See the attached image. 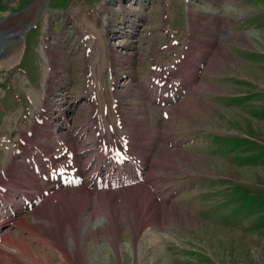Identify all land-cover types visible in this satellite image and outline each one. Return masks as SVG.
<instances>
[{
  "label": "rangeland",
  "instance_id": "374dc122",
  "mask_svg": "<svg viewBox=\"0 0 264 264\" xmlns=\"http://www.w3.org/2000/svg\"><path fill=\"white\" fill-rule=\"evenodd\" d=\"M0 31L19 33V45L10 48L16 58L0 59V130L14 132V148L23 146L26 155L31 143L37 164L45 153L58 164L70 163L64 157L72 152H79L76 163L115 161L96 145L105 116L117 136L129 129L144 141L148 115L150 131L171 138L154 167L143 169L146 181L134 183L150 198L127 189L133 183L44 196L19 220L23 229L8 230L10 246L27 257L22 264H264V0H0ZM185 46L193 50L169 68L171 75L176 67L195 69V58L204 64L171 102L173 113L164 115L161 103L145 112V102L127 90L118 96L121 107L113 105L109 85H133L135 93L150 84L153 65L157 74V64L175 63ZM47 83L95 92L82 98L66 133L36 121ZM97 220V231L82 237ZM0 264L20 263L0 256Z\"/></svg>",
  "mask_w": 264,
  "mask_h": 264
},
{
  "label": "bare ground",
  "instance_id": "6f19581e",
  "mask_svg": "<svg viewBox=\"0 0 264 264\" xmlns=\"http://www.w3.org/2000/svg\"><path fill=\"white\" fill-rule=\"evenodd\" d=\"M19 45V33H17V32H7V31H0V59H4L3 57H5V56H7V55H10V56H12V58L10 59L11 61L14 59V58H16V54H15V52H14V49L13 50H10V48H11V46L12 47H17ZM12 49V48H11ZM188 57V56H187ZM186 57V58H187ZM190 57H192V54L190 55ZM186 58L184 59V60H186ZM184 60H180V61H182L180 64H179V67L178 68H180L181 67V65H182V68L184 69V65H187V64H189V63H191V62H193V59L192 60H190V62H184ZM195 64H194V68L195 69H192L191 71H188V69H186V71H185V69L184 70H182V69H177V67H176V70L174 71V70H172L173 71V76H175L177 73H179V72H181V74H183L184 76H183V80L182 81H179V82H174V81H172V82H170V83H168V80H167V78L165 79V78H162V76H163V74H162V72H163V65L161 64V65H159V64H157V74H156V76L154 77V79H153V81L155 82V85H170V93L168 94V97H167V99H172V98H174V97H176L178 94H179V92L181 91V89H180V87L178 86V85H187V84H189V83H192L193 82V80H196L197 79V76L195 75V74H197L199 71H200V67L203 65V63H204V57H201V58H195ZM173 67V66H172ZM194 70L196 71V73H194ZM187 81H188V83H187ZM187 83V84H186ZM160 97L159 96H157V95H153L152 97H151V99H153V100H157V99H159ZM93 109V108H92ZM24 140H26V138L24 137L23 138V141ZM126 140V139H125ZM28 141V140H27ZM30 141V140H29ZM37 145V144H36ZM122 147V146H121ZM48 151V150H47ZM46 151V152H47ZM44 152V151H43ZM40 154V153H39ZM43 154V153H42ZM44 155H47V153H45ZM163 155V154H162ZM38 156V155H37ZM40 156V155H39ZM41 158V157H40ZM39 159V158H38ZM41 160V159H40ZM98 161V160H97ZM37 162V161H36ZM39 162V161H38ZM103 162H104V160H103ZM140 175L139 176H135L134 178H133V181H143L144 180V178H142L141 177V172H143V170L141 171V170H138L137 171ZM144 173V172H143ZM9 176V175H8ZM151 178V177H150ZM35 179H36V177H35ZM127 179V177L126 178H124V179H122V180H118L117 178L115 179V180H117V181H113V183H120V182H123V181H125ZM129 181V180H128ZM132 181V180H131ZM35 182V181H34ZM37 182H38V180H37ZM130 182V181H129ZM33 183V182H32ZM36 183V182H35ZM141 183H143V182H141ZM129 184V183H128ZM140 184V183H139ZM138 184V185H139ZM136 185V184H135ZM148 185V184H147ZM133 187H130V188H127V189H130V190H133V191H136L137 192V194H138V196L140 195L141 197H143V196H145V197H148V198H150L149 196H151L152 197V194H151V192L148 190V189H145L144 187H139V188H136V187H134V183H133V185H132ZM124 187V186H123ZM129 187V186H128ZM65 188V187H64ZM142 188V189H141ZM67 189V188H66ZM66 189H64V190H60V191H65ZM81 189V188H80ZM124 189H126V188H124ZM72 190V189H71ZM76 190V189H75ZM84 190V189H83ZM82 190V191H83ZM58 192V193H60L61 194V192ZM72 191H74V190H72ZM72 191H70V192H72ZM84 191H86V194H90V190L88 191V190H84ZM125 191V190H124ZM68 192V191H67ZM69 192V193H70ZM75 192H77V191H75ZM80 192V191H79ZM65 192H63V194H64ZM102 193H105V192H102ZM73 194V193H72ZM85 194V193H84ZM92 194H93V192H92ZM128 194V193H127ZM66 195V194H65ZM69 194H67V196H68ZM82 195V194H81ZM134 195H135V193H134ZM70 196H71V194H70ZM73 196V195H72ZM126 196V195H125ZM132 196V195H131ZM127 197V196H126ZM126 197H125V199H126ZM86 198V197H85ZM156 198V197H155ZM127 199H129L128 197H127ZM142 199V198H141ZM48 200V199H47ZM50 200V199H49ZM52 200V199H51ZM50 200V201H51ZM76 200V199H75ZM124 201V200H123ZM132 201V200H131ZM136 202V201H135ZM144 202H146L145 200H144ZM151 202H152V200H151ZM154 204H158L156 201H154ZM139 205V204H138ZM144 205V204H143ZM146 205V204H145ZM141 206V205H140ZM93 207V206H92ZM147 208V207H146ZM155 208V207H154ZM89 209V208H88ZM95 209V208H94ZM109 209V208H108ZM144 209V208H143ZM149 210H150V208H149ZM64 211V210H63ZM131 211V210H130ZM154 211V210H153ZM136 212V211H135ZM75 213V212H74ZM87 213V212H86ZM132 213V212H131ZM155 213V212H154ZM49 214H51V213H49ZM52 214H53V212H52ZM114 214V213H113ZM156 214V213H155ZM54 215V214H53ZM82 215V214H81ZM84 215V214H83ZM132 215V214H131ZM37 215H35V218L37 219L38 217H36ZM108 216V213L106 214V216L105 217H107ZM116 216V215H115ZM114 216V217H115ZM142 216V215H141ZM154 216V215H153ZM54 217H56V216H54ZM84 217H86L85 215H84ZM117 217V216H116ZM139 217V216H138ZM147 217V216H146ZM145 217V218H146ZM23 218V217H22ZM108 219H110L109 221H111V223H113V219H112V217L111 216H109V217H107ZM155 218V217H154ZM88 219V217L86 218V220ZM99 219V218H98ZM104 219V218H103ZM141 219V218H140ZM147 220V219H146ZM75 222H76V220H74ZM117 221V220H116ZM54 223H56L55 221H53ZM102 222L103 221H98L97 220V226H96V224H94V225H90V228H88L87 229V231H85V232H82L83 234H81L82 235V237H85V238H88V235L89 234H91L93 231H97V229L99 228V226L100 225H102ZM115 223V222H114ZM117 223V222H116ZM115 223V224H116ZM69 224V222L67 223V225ZM80 224V223H79ZM28 225H30V226H33L32 225V223H28ZM70 225H72V226H75V224L72 222V223H70ZM25 226V225H24ZM86 226H88V225H86ZM115 226V225H114ZM140 226V225H139ZM37 227V226H36ZM116 227V226H115ZM119 227V226H118ZM27 228V227H26ZM137 228V227H136ZM136 228H135V231H136ZM139 228V227H138ZM47 229V228H46ZM120 230V229H119ZM81 231V230H80ZM113 232V231H112ZM114 232H116V231H114ZM118 232V231H117ZM139 233V232H138ZM112 234V233H111ZM116 234V233H115ZM114 234V235H115ZM118 234V233H117ZM120 234V233H119ZM42 235V234H41ZM76 236V235H75ZM75 239V238H74ZM83 239V238H82ZM25 241H23V243H24ZM114 242V241H113ZM81 244V243H80ZM82 245V244H81ZM114 246H115V248H117V246H116V244L114 243ZM83 247V246H82ZM85 247V246H84ZM76 249V248H75ZM80 250H82V249H80ZM64 252V251H63ZM75 254V253H74ZM80 256V255H79ZM74 258V257H73ZM78 259V258H77ZM70 260V259H69Z\"/></svg>",
  "mask_w": 264,
  "mask_h": 264
},
{
  "label": "trees",
  "instance_id": "16d2710c",
  "mask_svg": "<svg viewBox=\"0 0 264 264\" xmlns=\"http://www.w3.org/2000/svg\"><path fill=\"white\" fill-rule=\"evenodd\" d=\"M249 199H254V196H252V197H249Z\"/></svg>",
  "mask_w": 264,
  "mask_h": 264
}]
</instances>
